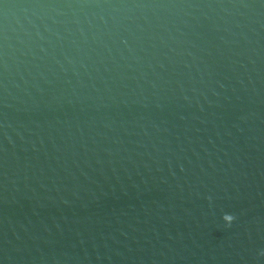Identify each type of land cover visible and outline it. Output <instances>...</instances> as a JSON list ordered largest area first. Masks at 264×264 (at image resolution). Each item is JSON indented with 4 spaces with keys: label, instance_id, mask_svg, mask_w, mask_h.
I'll return each instance as SVG.
<instances>
[{
    "label": "water",
    "instance_id": "95a60500",
    "mask_svg": "<svg viewBox=\"0 0 264 264\" xmlns=\"http://www.w3.org/2000/svg\"><path fill=\"white\" fill-rule=\"evenodd\" d=\"M0 264H264V0H0Z\"/></svg>",
    "mask_w": 264,
    "mask_h": 264
},
{
    "label": "clouds",
    "instance_id": "9594fccd",
    "mask_svg": "<svg viewBox=\"0 0 264 264\" xmlns=\"http://www.w3.org/2000/svg\"><path fill=\"white\" fill-rule=\"evenodd\" d=\"M223 219L230 224L232 222V220L234 219V217L230 214H225Z\"/></svg>",
    "mask_w": 264,
    "mask_h": 264
}]
</instances>
